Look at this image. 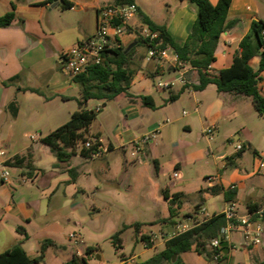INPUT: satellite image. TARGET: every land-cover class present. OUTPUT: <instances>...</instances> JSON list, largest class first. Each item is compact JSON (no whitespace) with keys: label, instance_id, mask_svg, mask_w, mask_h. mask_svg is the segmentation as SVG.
I'll list each match as a JSON object with an SVG mask.
<instances>
[{"label":"crops","instance_id":"0c3cea01","mask_svg":"<svg viewBox=\"0 0 264 264\" xmlns=\"http://www.w3.org/2000/svg\"><path fill=\"white\" fill-rule=\"evenodd\" d=\"M43 1L0 0V10H2L0 11L2 12L0 17L12 11V9L15 12L13 23L7 28H0V149H5L8 154L14 145L13 138L18 123L24 124V122L33 119L35 116H39L40 108L44 109L45 116L49 120V127L44 129L47 132L46 135L61 127V125L54 124L65 116L63 108L73 100L81 98L79 86L64 71L62 55L77 43L93 37L97 31L98 10L115 4L114 0H67L73 4V7L64 9L59 2L54 6L55 3L42 5ZM243 1L233 0L229 10L228 21L235 23L221 37V43L216 52L217 60L210 69V72L215 75H219L221 71L233 64L234 58L240 50L239 46L242 39L250 32L252 22L256 21L253 16L246 12ZM210 2L215 5L218 0H210ZM135 4L138 6V16L129 22L127 27L131 30L140 29L143 25L140 13H143L156 24L165 25L170 36L181 44L188 39L191 27L198 17L197 8L190 3V0H135ZM248 11H252L251 7H248ZM137 38L135 34L128 32L114 38L113 42H117L121 48H126ZM135 47L131 56V69L134 74L138 75V72L144 74L147 71L152 76L168 65L164 61H148L147 54H142ZM259 63L260 59L251 60L250 65L254 71L258 70ZM136 67L138 71H135ZM172 70L171 68L168 71ZM189 74L193 78L191 81L188 79V85L192 87L199 84L197 72L193 70ZM261 76L263 78L261 92L264 95V72ZM134 83L133 80L131 88ZM181 85L183 89L185 85ZM210 87H214L212 89L217 91V87L211 84L202 92L210 89ZM131 88L129 90L130 95L121 94L115 99L126 96L132 104H137L141 109L147 108L139 99V96L131 92ZM217 93L218 104L224 111L225 117H229V119L240 117L237 106L244 100L245 96L235 93H219L218 91ZM153 100L155 102L154 98ZM13 102L15 107L11 110L10 105ZM90 109L94 108L88 110ZM74 112L69 113L70 118ZM138 115L139 110L132 107L129 109L126 118H133L132 121H134ZM212 123L217 128L216 122L213 121ZM122 134L124 133H119V135L114 136L113 140H109L107 145L110 151L120 149L126 153L128 145L133 144L135 141L134 136H130L132 139L128 140ZM86 136L102 138L99 133L91 132V126ZM258 136L264 140V130ZM102 139L106 143V140ZM245 140L249 142V147H252L254 137L246 135ZM76 149L72 156H77ZM148 150H150V147ZM46 151L52 156H46ZM21 152L9 154V156L21 158V164L14 165V167L20 169L23 182L27 177L37 180L39 174L42 171L45 172L43 169L45 162L51 164L53 171L60 170L61 166H65L63 171L71 173L74 171L69 163L72 156L66 161L58 162L49 146L42 142L41 146H38L37 142H33V145L25 147ZM67 152L70 153L71 149H68ZM131 156L136 157L138 163L142 164L146 161L147 153L144 148L142 152L138 153L133 147ZM86 159L89 160V158ZM47 174L46 172L43 173L41 180ZM253 175H256V173ZM257 175L261 181L264 178V170L262 174L257 173ZM250 177L251 175H241L234 172L230 176L229 183H226L221 176L220 180H217L218 183L208 186L210 193L205 192L199 201L196 200L193 203L187 199L186 193L172 191L175 188L173 181L169 186L164 187L157 177H151L149 180L150 203L157 211L156 218L151 224L153 228L157 227V229L147 233L144 229L145 223H137L139 224L137 229L138 238L142 240V235L151 236L150 245L142 240L146 249L143 253L153 252L145 261L164 249L167 241L164 236L173 234L180 223L193 227L216 214L222 213L229 206H234L239 217H250L253 220L256 215L250 213L247 204L262 203L264 207V197H261V190L257 185L251 187L248 195L244 194L246 190L244 182ZM4 184L2 182V185ZM2 185H0V189ZM233 187L237 191V195L235 199L228 202L225 200V192L232 190ZM212 188L216 190V193L211 192ZM165 189L171 195L175 193L184 194L182 204L173 206L175 210V216L172 218L174 224L163 223L164 220L171 217L169 201L163 196ZM221 194L224 196L222 210L210 214L204 196L214 197ZM240 206H244L245 210L239 211ZM19 208L7 205L3 209L4 214L0 215V255L16 244L22 243L23 248L31 258L37 257L39 255V243L45 239L53 240L62 248L50 247L45 253L44 261L39 264H64L71 258L75 250H78L79 255L83 254L80 245L78 247L73 245L70 238L72 233L69 228L64 226L65 221L58 214L59 211L56 205H50V202L47 204L41 202L39 205L29 204L27 209L22 204ZM1 210L0 208V213ZM73 210L75 211L76 207ZM18 228H23L25 233L18 231ZM228 242L230 248L228 257L223 259L221 263L215 261L211 264H259L264 261V243L259 246H246L242 230H232ZM83 244L82 241L81 245ZM119 246L122 247V240L119 241ZM96 254L100 256V260H97L98 264H106L104 253L98 251ZM96 254L90 258H94ZM140 256V254L130 257L122 255L121 261L134 258L135 263L145 262L140 259ZM180 257L184 264H210L203 255L196 251L195 246L191 251L181 254Z\"/></svg>","mask_w":264,"mask_h":264},{"label":"rangeland","instance_id":"374dc122","mask_svg":"<svg viewBox=\"0 0 264 264\" xmlns=\"http://www.w3.org/2000/svg\"><path fill=\"white\" fill-rule=\"evenodd\" d=\"M243 4L246 12L256 22H264V0H244ZM248 7H251V12ZM138 31L139 29H130L126 33L136 35ZM135 48L142 54L148 53V47L143 43ZM254 59L258 60L259 57ZM168 68L169 65H166L152 76L147 71L133 75L135 83L131 92L139 96V99L152 96L156 102L153 109H141L126 96L111 101L93 99L84 106L86 109L101 107L91 125V132L99 133L106 144L119 133H124L122 136L128 140L132 139L130 136H134L135 141L156 133L154 142L144 147L147 153L145 163L140 164L136 157L131 156L133 144L128 145L126 153L116 149L102 158L88 160L81 155L84 142L80 141L76 149L77 156H72L69 160L73 173L63 171L65 166L53 171L51 164L45 162L43 169L48 174L43 180L45 172L42 171L37 180L27 177L23 182L20 169L10 167L9 182L2 185L0 177V215L4 214L3 209L7 205L20 209L24 204L27 209L29 204L50 202V205H56L58 214L65 221L64 226L71 233L80 236L84 243L80 245L81 249L86 245L95 246L104 253L106 264H120L122 255L130 257L140 254V259L145 261L153 254L152 251L143 253L146 249L137 234V223H145L147 233L157 229L151 224L157 213L149 197V180L153 176L164 187L173 181L175 188L172 191L186 193L187 199L193 203L199 201L205 192L210 193L208 186L218 183L221 176L229 183L231 174L238 172L241 175H251L244 182V194L248 195L251 187L257 185L263 198L264 178L260 181L257 173L262 174L264 170V166H261L264 165V140L258 136L264 130V116L257 113L251 98L245 97L238 104L240 117L232 119L225 117L218 104V93L212 89L214 87L204 92L189 87L176 101H169L170 95L179 93L182 85L178 81L179 71H168ZM135 71H138L137 67ZM192 78L188 74L190 81ZM166 82H174V86L171 89L159 88V83ZM79 100L77 98L66 105L63 108L65 116L56 122L59 124L54 125L66 124L70 120L69 113L80 109ZM132 107L139 110L134 121L133 118H126ZM43 110L40 108L39 116L32 117L24 124L18 123L13 138L14 145L9 154L22 153L33 142L41 146V139L47 133L44 129L49 127V120ZM213 121L217 128L214 129L213 141L210 142L204 131L214 126ZM31 135L39 136V140L32 141ZM246 135L254 137L252 147L245 140ZM238 145L243 146L241 151L236 150ZM222 154L224 156L221 157ZM45 155L52 156L48 151ZM155 160L158 170L155 168ZM176 172L180 177L174 180ZM209 178H213L214 182H209ZM204 197L210 214L222 210V194ZM244 210V206L239 207V211ZM119 231H122V247L114 239ZM89 262L98 264L96 257L90 258Z\"/></svg>","mask_w":264,"mask_h":264},{"label":"trees","instance_id":"16d2710c","mask_svg":"<svg viewBox=\"0 0 264 264\" xmlns=\"http://www.w3.org/2000/svg\"><path fill=\"white\" fill-rule=\"evenodd\" d=\"M59 2L64 9H70L73 4L67 0H44L42 5L54 4ZM115 4H132L135 0H114ZM190 3L197 8V20L190 30V34L185 43L181 44L174 40L167 31L165 25L156 24L147 15L140 13L143 25L148 26L153 32H158L163 40L164 47L170 48L175 52L179 59L186 65L192 67L198 74L199 84L193 85L195 91H203L208 85H215L219 93H235L251 98L254 108L260 116H264V95L261 92L262 76L264 72V22L253 21L250 32L242 39L240 50L237 52L233 64L219 75L210 72V67L216 62V52L221 43L222 35L233 26V22L228 21V14L233 0H218L217 4H212L210 0H190ZM15 19L14 9L4 16L0 17V28L9 27ZM127 30H130L128 27ZM138 44L148 45V41L138 37ZM148 47V46H147ZM126 48H116L111 51L105 58L102 65L89 68L84 74L73 78L74 82L79 86L81 92L80 109L75 111L70 120L57 128L55 131L44 136L42 143L49 146L51 152L56 156L58 162L66 161L73 154L80 141L85 142L86 133L97 118V112L93 109H86L84 106L90 100H114L121 94L130 95L134 72L131 69V54H125ZM255 57H259L260 63L257 71H254L250 62ZM173 69V68H172ZM189 85L177 94H171L169 101H176L181 93H183ZM143 104L149 108H155V102L151 96H143L141 98ZM15 103H11L10 109L13 110ZM97 137V136H94ZM68 149L71 152L68 153ZM110 151V148H109ZM90 151L81 149V155L89 158ZM18 156L14 157V162H10L9 167L20 165ZM155 168L158 170V163L155 160ZM211 192L216 193L214 188ZM237 191L235 189L225 192V200L230 202L235 199ZM163 196L169 201L171 217L164 220L163 223L174 224L173 217L175 210L173 206L182 204L184 194H170L167 189L163 191ZM248 210L252 214H256L263 208L262 203L247 204ZM264 222V210L262 213ZM258 216H254L253 220H257ZM227 226V220L223 213H219L194 225L190 230L174 236L165 243L162 251L157 252L151 259L136 264H184L180 255L191 251L195 246L196 251L203 255L211 264L215 262L214 257L217 252L222 249L214 250L209 247L211 240L219 238L221 231ZM139 224H137V229ZM18 231L25 233L23 228ZM119 231L114 239L120 241ZM26 235V234H25ZM142 240L150 245V235H142ZM61 249L53 240L45 239L39 243V255L31 258L22 243L16 244L11 249L0 255V264H39L44 261L45 253L50 248ZM99 249L95 246H86L83 248V254L79 255L75 250L71 258L64 264H90V257L94 256ZM177 255L175 262L173 257ZM228 256L217 263L223 262ZM264 264V261L259 263Z\"/></svg>","mask_w":264,"mask_h":264},{"label":"built area","instance_id":"2783aa9c","mask_svg":"<svg viewBox=\"0 0 264 264\" xmlns=\"http://www.w3.org/2000/svg\"><path fill=\"white\" fill-rule=\"evenodd\" d=\"M138 16V6L135 3L132 4H114L112 6H105L98 10L97 31L95 35L88 40L77 43L62 55V63L65 73L75 78L87 72L89 68L102 65L106 56L116 48H119L117 42H113V39L120 37L127 31V24ZM136 34L137 37L143 38L148 41V53L147 60H157L167 62L169 67L173 70H178L180 77L178 81L183 85H188V74L194 69L189 65L184 64L170 48L164 47L163 40L160 38L158 32H153L148 26L142 25V27ZM264 40V32H263ZM211 69V67L209 68ZM159 88L171 89L174 86V82L159 83ZM96 112L101 110L100 106L93 109ZM198 112V109H196ZM215 126L205 129L204 134L211 142L213 141V132ZM32 141L39 140V136L31 135ZM156 139V133H151L140 140L133 142V147L136 152H142L143 148L151 144ZM82 149L89 150L91 153L89 159L102 158L109 152V146L100 137H87ZM243 146L238 145L237 151H241ZM14 157L9 156L5 149H0V177L3 183H8L10 180L9 163L12 162ZM179 173H174L173 179H178ZM209 182L213 183L214 179L209 178ZM212 185V184H211ZM234 189V187L232 188ZM264 207L259 210L255 215L258 216L257 220H252L250 217H239L236 214L234 206H229L222 212L227 220V226L221 231L219 238L213 239L209 243V247L214 250L221 249L220 243L222 241H229L230 233L234 229H240L243 232V238L246 246H259L264 242V222L262 220V213ZM188 224H178L176 231L173 234H167L164 239H171L174 236L182 234L190 230ZM166 237V238H165ZM71 241L75 247L82 244L80 236L72 233L70 235ZM81 255V254H80ZM223 253L217 252L214 260L219 261L223 258ZM120 264H136L134 258H128L121 261Z\"/></svg>","mask_w":264,"mask_h":264},{"label":"water","instance_id":"95a60500","mask_svg":"<svg viewBox=\"0 0 264 264\" xmlns=\"http://www.w3.org/2000/svg\"><path fill=\"white\" fill-rule=\"evenodd\" d=\"M57 4H58V2H55L54 6H56ZM137 44H138L137 41L132 42V43L126 48V50H125V54L129 53L130 50H131L132 48H134ZM170 69H171V67L168 68V70H170ZM220 248L222 249V253H223L224 255H228V254H229L230 248H229V242H228V241H222V242L220 243ZM95 257H96L97 260H100V256H99V254H96ZM176 259H177V255H175V256L173 257L172 262H175Z\"/></svg>","mask_w":264,"mask_h":264}]
</instances>
